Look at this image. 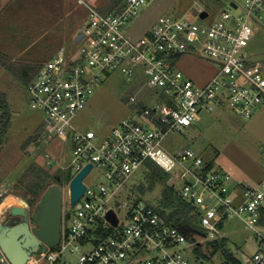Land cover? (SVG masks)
Returning <instances> with one entry per match:
<instances>
[{
    "label": "built area",
    "instance_id": "built-area-1",
    "mask_svg": "<svg viewBox=\"0 0 264 264\" xmlns=\"http://www.w3.org/2000/svg\"><path fill=\"white\" fill-rule=\"evenodd\" d=\"M149 1L122 0L108 14L89 5L83 36L76 38L85 41L80 51L60 47L26 86L30 106L45 116L42 138L51 141L57 136L73 143L71 161L62 166L72 170L70 181L92 164L83 179L86 189L74 204L69 188L72 208L63 212L59 243L31 254L27 264H63L68 250L78 254V264H193L187 252L193 247L213 249L211 242L223 237L224 222L235 216L244 219L258 241L245 264H264V174L254 185L235 182L230 173L210 167L196 150L170 151L162 144L168 133L193 126L204 110L230 105L241 118H250L264 102V62L255 61L248 51L253 22L264 26V0H230L221 17L210 21L209 12L201 16L206 11L202 8L200 22L161 15L150 30L135 38L128 25ZM184 55L211 61L212 77L197 83L178 66ZM116 70L129 79L143 76L140 89L145 88L156 104L131 94L132 114L99 139L93 130L77 129L73 119L87 106L95 87ZM48 157L47 153L49 164ZM147 160L171 174L178 171L171 177L175 185L179 176L177 189L195 208L194 228L169 224L155 206L125 198L128 179ZM96 164L106 181L93 189L85 179ZM10 195L0 185V223L13 206L31 212L24 199L22 204L4 205ZM110 210L116 213L117 224L108 219ZM2 262L10 264L4 254Z\"/></svg>",
    "mask_w": 264,
    "mask_h": 264
},
{
    "label": "rangeland",
    "instance_id": "rangeland-1",
    "mask_svg": "<svg viewBox=\"0 0 264 264\" xmlns=\"http://www.w3.org/2000/svg\"><path fill=\"white\" fill-rule=\"evenodd\" d=\"M101 14H108L117 9L122 0H88ZM74 2L70 3L73 4ZM40 9L41 3L38 2ZM49 10H53L54 3L48 2ZM230 6V0H150L139 14L129 23V34L135 38L142 36L150 30L161 15H171L176 19L188 18L200 22L198 10H206L210 18L219 19L221 11ZM45 8V6H44ZM43 9V8H42ZM44 10V9H43ZM46 10V9H45ZM234 14L240 10H233ZM31 18V21L21 23L13 27L10 35L20 34L18 41L10 43L21 46L13 48L24 58L33 61H44L59 45H66L71 51L78 53L85 41L78 42L73 35L69 40L62 39V43L56 37L57 32L49 30L43 39L34 42L33 38H40V33L32 29L39 21L36 15L23 16L20 20ZM47 19V18H46ZM33 21V23H31ZM253 36L249 42L248 51L253 54L255 61L264 62V26L253 22ZM83 29V28H82ZM10 30V28H8ZM51 31V32H50ZM6 37L9 38V32ZM9 40V39H8ZM15 42V43H13ZM10 51V49H8ZM6 60L8 55L1 53ZM178 66L187 72L197 83L208 81L214 74V65L211 61L198 56L184 55L178 61ZM140 75L129 79L121 71H114L99 83L91 94L87 106L73 119L77 129L96 132L99 139L107 137L118 124L132 114L129 97L136 94L143 97L151 106L156 104L153 96L144 88L140 89ZM0 93H5L11 106V118L5 140L0 146V185L7 188L11 195L17 199H23L26 190L24 174L36 164L44 167L49 172L61 173L63 179L60 186L63 191V212L72 208L69 201L70 180L73 176L67 166L72 157L73 143L71 139L64 142L57 136L51 141L42 138L45 125V116L39 109L30 106V95L22 81L18 80L0 62ZM0 109V115H1ZM163 146L170 151L192 148L203 155L205 160L213 163L214 169H220L231 174L233 181L254 185L259 182L264 174L262 161L264 158V102L259 105L250 118H241L235 114L230 105L217 108L215 111L204 110L201 119L196 120L193 126L168 133L162 141ZM51 162L47 163L46 154ZM178 175V171L172 172ZM103 170L97 164L85 179L88 186L98 189L100 182H105ZM175 184L178 188L181 184ZM145 183L143 168H139L127 181L124 195L130 194V189L135 184ZM124 200L120 194L117 196ZM111 199V203L113 200ZM162 197V187L158 186L154 191L146 192L141 201L158 205ZM25 200V199H24ZM27 202L26 200L24 201ZM33 211L36 206H30ZM122 212H120V215ZM63 224V221H62ZM221 232L227 238V248L245 264V259L251 258L258 245L253 230L246 224L243 218L230 217L224 222ZM212 246V244H210ZM203 254L199 256L196 248L187 252L193 264H223L225 258L221 250L212 252L210 247H200ZM63 264H78V254L67 251L63 256Z\"/></svg>",
    "mask_w": 264,
    "mask_h": 264
},
{
    "label": "trees",
    "instance_id": "trees-1",
    "mask_svg": "<svg viewBox=\"0 0 264 264\" xmlns=\"http://www.w3.org/2000/svg\"><path fill=\"white\" fill-rule=\"evenodd\" d=\"M119 5L117 8H119ZM0 62L14 75L18 80L27 86L37 75L42 65L20 63L15 64L8 59L4 60L0 55ZM139 104L138 107H141ZM11 106L7 100L5 93H0V146L5 140V135L8 131L11 118ZM209 166L213 167V163L209 162ZM143 172L145 174V183L135 184L130 189V194L127 199L133 200L134 203L141 202L143 195L146 192L154 191L158 186L162 187V197L158 205H153L147 202L148 205L155 206L166 218L169 224L180 227L182 229L196 226L197 216L194 215V206L184 200L174 184L169 185L168 182L172 176L170 172H167L161 166H159L153 160H147L144 164ZM60 177V179H59ZM63 179V175L59 173L49 172L47 169L40 165H32L26 174H24V183L26 184V190L23 193V199H25L30 206H36L41 195L45 190L54 183H59ZM68 179H71V175H68ZM19 198V201H23ZM190 234V230H188ZM96 242V239H94ZM213 251L221 250L224 255L223 264H242L230 249L227 248V238L221 237L218 240L211 242ZM199 256L204 255L202 250L196 248Z\"/></svg>",
    "mask_w": 264,
    "mask_h": 264
},
{
    "label": "water",
    "instance_id": "water-1",
    "mask_svg": "<svg viewBox=\"0 0 264 264\" xmlns=\"http://www.w3.org/2000/svg\"><path fill=\"white\" fill-rule=\"evenodd\" d=\"M206 15L207 11L201 13L202 17ZM82 36L81 33L78 39ZM91 169L92 164H88L71 180L72 204L84 193L86 185L83 179ZM173 181L174 177H171L168 184L172 185ZM7 215L10 218L0 223V260L4 254L10 264H27L31 254L45 251L47 246L54 247L60 241L63 217V191L60 184L56 182L48 187L33 211L13 206ZM107 216L113 224H117L118 219L113 210Z\"/></svg>",
    "mask_w": 264,
    "mask_h": 264
},
{
    "label": "crops",
    "instance_id": "crops-1",
    "mask_svg": "<svg viewBox=\"0 0 264 264\" xmlns=\"http://www.w3.org/2000/svg\"><path fill=\"white\" fill-rule=\"evenodd\" d=\"M38 2L42 4L40 9L38 8ZM48 2L55 4L53 10L48 9ZM72 2L74 3L70 4ZM89 5L94 7L88 0H0V55H2L1 53L8 55V57H10L8 60L15 64L30 63L42 65L50 60L60 47L66 45H59V48H56L47 60L44 61L26 59L20 53L21 51L14 52L13 48H19L21 46L11 44L10 41H18L22 36L19 33L16 35H10L13 27L16 28L17 25H22L21 23L26 21L29 23L31 21V18L20 20V17L31 15L32 17L36 15L39 17V21L35 22L36 25L32 29L36 28L34 32L40 33L39 35L41 36L40 38L36 37L37 40H35L34 37V42H39V39H43L46 36V33L52 29V31L55 30L57 32L53 37L61 39L59 42L62 43V39L67 41L71 35L77 38L81 34L82 28L88 17ZM31 23H33V21ZM8 28H10V30H8ZM5 31L9 32V38L5 36ZM8 49H10V51ZM4 209L6 208L3 207L2 210ZM1 213L2 212L0 211V216Z\"/></svg>",
    "mask_w": 264,
    "mask_h": 264
},
{
    "label": "bare ground",
    "instance_id": "bare-ground-1",
    "mask_svg": "<svg viewBox=\"0 0 264 264\" xmlns=\"http://www.w3.org/2000/svg\"><path fill=\"white\" fill-rule=\"evenodd\" d=\"M22 204V203H24L23 201H19V199H17L15 196H13V195H10L7 199H6V201H5V203H4V205H8V204Z\"/></svg>",
    "mask_w": 264,
    "mask_h": 264
},
{
    "label": "flooded vegetation",
    "instance_id": "flooded-vegetation-1",
    "mask_svg": "<svg viewBox=\"0 0 264 264\" xmlns=\"http://www.w3.org/2000/svg\"><path fill=\"white\" fill-rule=\"evenodd\" d=\"M8 213H6L5 215H4V219H3V223H5L9 218H10V216L9 215H7Z\"/></svg>",
    "mask_w": 264,
    "mask_h": 264
}]
</instances>
